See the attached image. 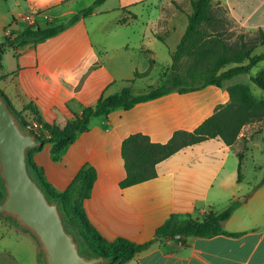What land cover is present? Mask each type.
I'll return each mask as SVG.
<instances>
[{"label": "crops", "instance_id": "obj_1", "mask_svg": "<svg viewBox=\"0 0 264 264\" xmlns=\"http://www.w3.org/2000/svg\"><path fill=\"white\" fill-rule=\"evenodd\" d=\"M23 1L30 3L0 1V42L28 26L67 23L95 0H31L21 18L31 15L35 23L26 20L28 26L21 28L17 9L23 7ZM217 7L224 9L245 36L264 30V0H213V19L202 28L213 34L220 31L226 38L225 30L219 28L222 17L216 13ZM192 11V0H106L91 15L80 17L45 41L22 46L6 43L0 89L15 109L25 111L31 105L42 122L64 127L102 96L126 87L136 93L143 91L136 85L148 81L159 63L165 68V77ZM262 46L254 53H263H257ZM191 62L185 56L179 65L185 69ZM253 68L225 80L222 86L174 90L129 109L115 108L108 115L94 117L60 151L53 143L45 144L33 154V161L56 192L64 191L83 166L96 168L97 179L84 206L91 223L109 240L122 236L145 243L156 237L157 229L172 215L203 218L239 201L224 222L226 230L238 235L188 236L184 241L159 238L124 264H264V119L245 124L232 144L210 137L185 146L156 164L155 177L121 186L127 177L122 147L129 136L143 134L153 143H167L179 131H195L231 102L229 86L249 84L245 74L252 81ZM255 97L260 100L264 95ZM24 113L32 114L29 110ZM239 153L244 160L251 156L255 163L261 162L252 178L243 161V179L238 180ZM0 264H43L36 237L1 214Z\"/></svg>", "mask_w": 264, "mask_h": 264}, {"label": "trees", "instance_id": "obj_2", "mask_svg": "<svg viewBox=\"0 0 264 264\" xmlns=\"http://www.w3.org/2000/svg\"><path fill=\"white\" fill-rule=\"evenodd\" d=\"M105 1L95 0L67 23L48 24L46 27L28 26L15 37L7 35L4 41L0 42V63L6 43L22 46L30 42L45 41L65 30L80 17L91 15L96 7ZM212 2L213 0H192L193 11L189 15L187 30L177 50L173 53V64L170 72L166 74L163 85L149 87L140 93H136L131 87H126L119 93L102 96L95 106L86 107L81 114H76L69 119L64 127L43 122L42 134L37 136L44 141V145L53 143L56 151H60L74 142L78 134L88 128L94 117L108 115L115 108L129 109L141 101L153 99L174 90L188 92L210 84L222 86L225 80L241 73H249L254 66L264 60V52L254 53L259 45L264 46V30L259 31L258 43H249L244 36H241L240 42L236 44L229 43L220 31L213 34L204 30L203 25L213 19ZM185 56L190 57L192 62L189 67L182 69L179 62ZM229 64L235 65L225 69ZM146 74L148 71L136 73L137 76ZM252 81L264 90V70L252 76ZM0 92L5 96L10 108L23 126L27 121L24 113L26 110L32 113V118L43 121L31 105L27 106L25 111L17 112L7 95L1 89ZM228 92L231 102L206 119L193 132L179 131L167 143H153L148 136L143 134L129 136L122 147L127 177L121 182V186H130L155 177L157 175L156 164L185 146L210 137H220L227 144H232L237 140L245 124L264 119V98L257 99L249 84L231 85L228 87ZM30 159L33 174L35 173L34 175L45 187L50 197L59 201L66 222L77 231L82 252L110 259L111 261L107 264H124L159 238L184 241L188 236L212 237L218 234H239L230 232L224 227V222L232 216L239 205V201L234 200L223 212L210 211L203 218L180 219L172 215L157 229L156 237L145 243L138 244L122 236L109 240L91 223L84 206L85 200L91 196L97 179L96 168L90 165L83 166L64 191L56 192L45 180L43 173L32 158ZM243 161L244 154L239 153V181L243 179ZM3 195L4 185L0 179V200ZM177 234H183V237L176 239Z\"/></svg>", "mask_w": 264, "mask_h": 264}, {"label": "water", "instance_id": "obj_3", "mask_svg": "<svg viewBox=\"0 0 264 264\" xmlns=\"http://www.w3.org/2000/svg\"><path fill=\"white\" fill-rule=\"evenodd\" d=\"M43 145L42 139L24 128L0 92V179L4 185L0 214L12 217L36 237L43 264L109 263L103 256L82 252L77 231L66 222L59 201L33 174L28 150Z\"/></svg>", "mask_w": 264, "mask_h": 264}, {"label": "rangeland", "instance_id": "obj_4", "mask_svg": "<svg viewBox=\"0 0 264 264\" xmlns=\"http://www.w3.org/2000/svg\"><path fill=\"white\" fill-rule=\"evenodd\" d=\"M9 1L12 2L14 0H9ZM56 1H58V0H55V1L53 0L52 2H56ZM31 3H32L31 0H30V3H28V4L23 1V7H19L17 9V12H18L17 13V15H18V18L17 19H18V22H19V26L21 28H24V27H27L28 26V22L26 20H24V19L21 18V13L22 14H24V13L26 14L27 10L30 8ZM33 3H34V1H33ZM215 11L218 14V16L222 17V21L219 22V24H220L219 28H223L225 30V32H226V38H227V41L229 43L236 44V43L240 42L241 35H243L245 37V40L248 41L249 43H258V41H259V33H256L253 36H250L249 34L245 36V34H242V32H241L242 30L240 29V27L238 26V24H236L234 21H232L231 19L228 18V16L226 15V13H225V11H224L223 8L217 7V8H215ZM1 40L2 39H0V41ZM263 51H264V46L260 47L257 50V53H260V52H263ZM263 69H264V61H262L257 66H255L253 68V70H252V73L253 74H257V73H259ZM164 70H165V68L162 65V63L157 64L154 67V69H153L152 76L148 80L149 82L145 80L144 82L138 83L136 86H140V88H143L142 90H146V89H148L146 87H148L149 85H154V86L163 85L164 81L166 80V76L163 77ZM245 75L248 78H244V80H245V82H247V83H249L251 85L254 94L257 97H259V98L262 97L264 95V90L261 89L259 86L255 85L250 80L251 75H249V74H245ZM136 88H139V87H136ZM16 111L17 112L24 111V109H20V110L16 109ZM23 115H24V113H23ZM25 115H26V118L27 119H31L32 118L31 114H25ZM40 149H36V148H34L32 150L30 149L28 151L29 158H32V160H33V154L36 151L40 150ZM244 161H245V166H246V174H247V176L249 178L250 177L252 178V175L255 174V171H257V169L255 167L256 166H261V162H259V164L257 162L255 163L254 159L251 156H247ZM262 168L264 170V164H262ZM32 171H33V169H32ZM258 175H259V173H258ZM9 219H11V218H9ZM41 255H42V252H41Z\"/></svg>", "mask_w": 264, "mask_h": 264}, {"label": "built area", "instance_id": "obj_5", "mask_svg": "<svg viewBox=\"0 0 264 264\" xmlns=\"http://www.w3.org/2000/svg\"><path fill=\"white\" fill-rule=\"evenodd\" d=\"M25 20H27L30 23H35V17L31 15H26ZM24 127L28 132L35 133L36 135L39 136L42 134V131L44 129V124L43 122H40L38 121V119L33 117L31 119H27L26 125Z\"/></svg>", "mask_w": 264, "mask_h": 264}]
</instances>
